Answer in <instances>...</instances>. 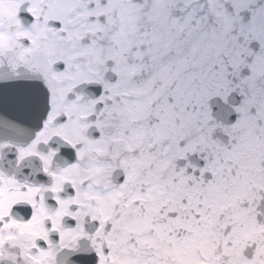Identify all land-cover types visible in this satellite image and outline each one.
<instances>
[{"label": "snow or ice", "instance_id": "obj_1", "mask_svg": "<svg viewBox=\"0 0 264 264\" xmlns=\"http://www.w3.org/2000/svg\"><path fill=\"white\" fill-rule=\"evenodd\" d=\"M0 264H264V0H0Z\"/></svg>", "mask_w": 264, "mask_h": 264}]
</instances>
